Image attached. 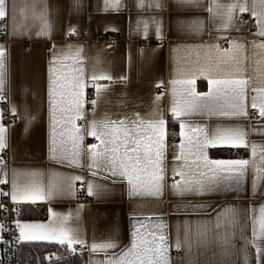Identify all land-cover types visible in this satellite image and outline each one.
I'll return each mask as SVG.
<instances>
[{"label": "crops", "instance_id": "1", "mask_svg": "<svg viewBox=\"0 0 264 264\" xmlns=\"http://www.w3.org/2000/svg\"><path fill=\"white\" fill-rule=\"evenodd\" d=\"M145 8L137 7L138 0H120L118 10L106 6L105 0H80V7L74 8V0H7L8 14L3 24V35L0 38V46L5 49V88L7 94V111L11 113L10 106L17 110V121L7 129V147L0 153L6 165L7 184H0V192L10 193L13 170L20 174V179H29L25 174L39 173L38 179L45 192L52 174H58V181L66 185L71 177L80 175L85 181L94 180L102 187L95 196H88L86 184L75 181L73 193L60 192L52 198L37 200L36 203L23 202L16 204L19 210L24 207L43 208L41 219L23 220L17 214V220L21 223L47 224L53 217L52 212L60 216L69 217L68 226L79 229L80 236L87 241V264H104L105 253L90 251L93 242L103 243L109 239H116L119 252L126 246H130L133 225L139 227L142 232L166 234L170 247L171 264H245L244 238H252V215L259 217L260 209L264 207V185L255 195L251 191L252 172L249 169L247 191L238 195L224 193L222 191L210 193L204 196L176 195L171 189L174 181L180 180L173 174V168L180 166L178 146L181 143L180 123L174 120L170 108L172 106L171 81L179 79L178 70L189 68L198 59L203 60L206 53L204 46L219 42L222 48L229 47L223 41H216L218 33L205 5L210 0H204L199 8L181 7L175 0H161L164 8L158 10L147 5L152 0H144ZM221 4L232 3L233 0H218ZM36 4V11L42 10L47 4V19L51 25L50 37L37 36L40 22L32 17V4ZM25 10L28 19L21 16V10ZM244 16V17H242ZM13 17L15 23H24L28 34L12 35ZM162 23V39L155 36L156 25L153 20ZM142 21L149 23L148 36L144 37ZM196 21H203V31L199 34L190 30V25ZM241 21L245 23L241 24ZM70 28H75V34H69ZM239 29V30H237ZM94 31H100L108 35H115L116 40L109 44L103 39L95 38ZM256 31L255 22L249 13L238 14L234 20V26L227 33L233 38H241L247 45V56L244 67L245 75L249 78V85L253 83L255 76V64L253 63L252 41L259 40L252 34ZM9 41V42H7ZM55 45V47H53ZM71 46V47H69ZM77 49H82L81 57L85 75L89 77V86L85 89V119L77 121L78 126H87L92 116V108L87 101V93L90 92L96 99L95 88L91 86L90 77L93 73H104L112 77L111 81H100L107 84L106 92H103L95 106V119L102 120L107 114L111 119H132L133 113H139L145 119L156 118L152 116L154 109L162 112L167 121L166 131V156L164 160L166 181L163 196L154 198L150 196H135L129 194L126 181L112 183L109 180L93 178L87 168L88 157L84 155L82 162L84 167L67 166L56 163L50 159V120L48 105L49 66L54 56L74 54ZM258 58V57H257ZM74 61L64 60L63 64H57L60 70L71 67ZM122 77L124 79H122ZM160 84V87H156ZM180 89V85L176 86ZM195 89L197 93L209 91L208 81L203 77L196 79ZM255 95L249 88L248 119L239 121L228 120L224 117L207 114H193L181 117L192 128L200 127L208 131L209 135L217 125H229L239 123L249 133V143L264 144V120L251 108V97ZM160 99L157 100L156 97ZM3 115L5 113L2 110ZM12 114V113H11ZM13 115V114H12ZM29 119L31 122L29 123ZM178 128V141L173 142L170 137L171 128ZM59 131V130H57ZM187 134V129H186ZM98 144L94 138L85 136L84 145ZM239 152L242 157H216L211 151ZM208 158L213 160H251L250 149L238 148H207ZM4 156V158H3ZM259 160V156H257ZM4 196H0V201ZM11 202L10 196L6 197ZM12 203V202H11ZM202 205V207H200ZM239 210L241 224L243 225V238L241 225L235 228V247L231 254H222L220 242L212 240L206 247H193L189 251L182 248L176 251L174 244L179 228L181 241L184 240L183 226L185 223L213 224L219 213L226 208ZM18 210V211H19ZM45 215V216H44ZM1 223V222H0ZM161 225L165 227H160ZM220 231H223L221 229ZM19 235V232H18ZM27 247L47 248L59 246L47 241H21ZM66 247V246H65ZM44 252V251H43ZM179 254V256H177ZM248 264H257L256 249L250 244L247 246ZM1 256V252H0ZM1 264V261H0Z\"/></svg>", "mask_w": 264, "mask_h": 264}, {"label": "snow or ice", "instance_id": "2", "mask_svg": "<svg viewBox=\"0 0 264 264\" xmlns=\"http://www.w3.org/2000/svg\"><path fill=\"white\" fill-rule=\"evenodd\" d=\"M181 7L199 9L204 0H175ZM106 6L118 10L120 0H105ZM144 0H138L137 7L145 8ZM74 8L80 7V0H74ZM149 8L163 10L161 0H152L147 5ZM32 17L40 22L37 36L50 37L51 25L47 19V4L37 12V5H31ZM218 33L216 41H223L229 47L222 48L219 42L204 46L206 55L203 60L198 59L189 68L178 70L180 78L171 81L172 106L170 112L174 120L180 123L181 143L178 146L176 160L180 161L178 168H173V174L180 180L171 185L173 192L181 197L186 195L204 196L210 193L224 192L239 194L247 191V180L251 168V191L255 195L264 185V144L249 143V133L239 123L229 125H217L212 134L204 128H192L181 117L193 114H207L224 117L228 120L239 121L248 119L249 103L248 91L255 93L251 97V108L264 120V0H233L229 4H221L218 0H210L205 5ZM249 13L255 22L256 31L252 34L259 40L252 41L253 63L255 64V76L253 83L249 85L244 67L247 56V45L241 38H233L227 33L234 26V20L238 14ZM8 14L7 0H0V21ZM21 16L26 21L25 10H21ZM12 35L28 34L24 23L16 24L13 17ZM155 25L156 39L161 40L162 23L152 21ZM144 37L148 36L149 23L142 21ZM245 23L241 21V24ZM191 31L199 34L203 31V21H196L189 26ZM239 30V29H237ZM2 32V28H0ZM76 29L70 28L69 34H75ZM55 47V45H53ZM71 47V46H69ZM82 49H77L74 54H61L54 56L49 66L48 105L50 120V159L67 166L84 167L83 157L87 154L89 174L96 179L111 180L112 183L126 181L130 195L150 196L160 198L163 196L166 173L164 160L166 156V125L162 112L154 109L152 116L156 118L145 119L139 113H133L132 119H111L105 114L104 119H95V106L108 85L100 81H111L112 77L104 73H93L90 77L91 86L95 88L96 99L90 101L92 116L87 126H78L77 121L85 119V89L89 86V77L85 75ZM258 57V58H257ZM71 59L74 65L65 66L66 70H60L57 64H63L64 60ZM5 49L0 46V101L4 100L5 88ZM203 77L208 81L209 91L197 93L195 89L196 79ZM122 79H124L122 77ZM180 85V89H177ZM157 84L156 87H160ZM160 99L159 96L156 97ZM11 113L17 115L14 105L10 106ZM3 120V112L0 109V121ZM31 119H29V123ZM264 127V126H262ZM187 129V134H186ZM59 130V131H57ZM7 129L0 122V153L7 147ZM264 135V131L260 133ZM85 136L94 138L99 143L85 146ZM245 148L250 149L252 159L213 160L209 159L207 148ZM259 156V160H257ZM7 165L0 159V184H7ZM29 179L23 182L20 174L13 170L10 193L0 192V196H10L13 205L23 202L36 203L37 200L52 198L60 192L73 193V184L80 181L86 184L88 196H95L101 189V185L94 180L85 181L83 176L71 177L66 185L58 181V174H52L45 192L44 185L36 179L39 173L25 174ZM202 207V205H200ZM0 209L7 211L0 203ZM15 211V208L13 209ZM49 212L53 219L47 224L21 223L15 220V227L19 232L16 237L19 241H47L61 247L66 246L70 252H75V245L81 249L89 247L87 241L79 234V229L68 226L69 217L60 216ZM241 225L243 238V225L239 210L226 208L219 213L213 224L185 223L183 226L184 240L177 237L174 247L177 252L182 248L189 251L195 244L197 247H206L210 241L220 242L222 254L229 255L235 247V228ZM132 240L130 246H126L119 252L116 239H109L103 243L93 242L90 251L93 253L104 252V264H171L170 245L166 234L142 232L143 225H133ZM160 227H165L161 225ZM223 229V231H220ZM8 229L0 223V244L7 250L8 241L3 239V233ZM245 241V264H248L247 246L250 244L256 249L257 264H264V207L260 209L259 217L252 215V238ZM52 264H59V256L55 259L47 257Z\"/></svg>", "mask_w": 264, "mask_h": 264}, {"label": "built area", "instance_id": "3", "mask_svg": "<svg viewBox=\"0 0 264 264\" xmlns=\"http://www.w3.org/2000/svg\"><path fill=\"white\" fill-rule=\"evenodd\" d=\"M0 28H2L3 31L2 23H0ZM93 35L95 38L103 39L104 41H107L109 44H113V42L116 40L115 35H108L100 31H94ZM0 38L5 39L3 32H0ZM3 96H4V100L0 101V109L5 111L3 115L4 125L9 126L15 123L17 121V118L11 113H9L7 109H5L7 107V94L3 93ZM92 99H93L92 94L88 92L87 101L90 108L93 107L90 103ZM234 153L237 154V157H240V154L238 152H234ZM0 203H2L4 205V208L7 209L6 212L3 209H0V222L4 225L6 229H8L7 232L3 233V239L8 241L7 250L5 251V246L3 244H0L1 264H22L20 260L19 251L20 248L23 246V243L16 239V237H18L19 235H18V230L15 227V220H17L16 213L18 212L19 207L17 205H13V203H11L9 199L6 197H3ZM14 208L15 211H13ZM74 247L76 248V251L70 252L69 254L65 255V257H70L74 255H84L86 253V248L81 249L79 245H75ZM57 255H58V249L55 247H52L51 249L44 252H39V253L34 252V255L28 259V264H41L42 260H49L46 259L47 257H51L55 259ZM177 256H179V254Z\"/></svg>", "mask_w": 264, "mask_h": 264}, {"label": "trees", "instance_id": "4", "mask_svg": "<svg viewBox=\"0 0 264 264\" xmlns=\"http://www.w3.org/2000/svg\"><path fill=\"white\" fill-rule=\"evenodd\" d=\"M170 137L172 141L175 143L178 141V128H171L170 130ZM239 153V152H238ZM240 156L244 157L246 156V152L244 154L239 153ZM211 155L213 156H220V157H237L236 153H231L230 151H223V150H217V151H211ZM44 211L43 208H33V207H24L20 209L17 213H19V218L23 220H36L41 219V212ZM52 247H55L58 249V255L59 256V264H87L86 257L84 255H74L70 257H65V255L69 254L70 251L67 250V248L61 247V246H50L47 248H38V247H27L23 245L20 248L19 254H20V260L22 264H28V259L34 255V252H43L51 249ZM54 260V259H53ZM41 264H52V261L49 260H42Z\"/></svg>", "mask_w": 264, "mask_h": 264}]
</instances>
